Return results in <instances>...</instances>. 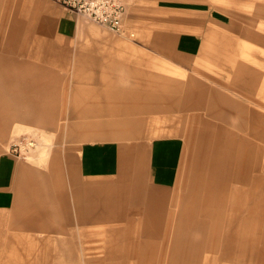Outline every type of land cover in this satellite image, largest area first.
<instances>
[{"label": "rangeland", "instance_id": "374dc122", "mask_svg": "<svg viewBox=\"0 0 264 264\" xmlns=\"http://www.w3.org/2000/svg\"><path fill=\"white\" fill-rule=\"evenodd\" d=\"M187 2H193V5ZM127 4L125 34L112 33L90 23L87 36L83 35L72 44L67 64L60 66L55 59L45 62L60 73L57 76L54 72L48 86L44 77H37L36 95L4 96L7 90L2 86L7 82L0 81V103L10 104H3L0 109V155L6 152L17 155L12 149L19 145L17 156L40 169L42 177H53L55 181L59 177L53 164L55 152L63 150L70 153L72 150L76 154L86 142L102 140V130L116 134L119 130L113 129L110 123L120 116L130 118L132 124L125 127L126 132L121 138L128 137V133L138 131L141 134L145 130L148 141L161 137L180 139L185 147L179 181L167 189L157 188L146 179L140 185L121 177L94 181L90 184L104 190L113 186L140 190L138 196L143 197L141 201L129 203L128 200L124 208L119 209V215H123L120 220L122 227L128 225L124 220L126 216L138 223L127 234L128 244L123 236L108 232L113 222L109 228L87 230L80 228L82 222L77 218L73 230L62 231L66 234L48 231L27 234L25 239L0 242V264H141L136 256L137 240L148 227L162 226L165 230L171 219L169 212L177 211V205L204 200L207 194L204 190L198 192L197 185L199 176L204 173L201 155L209 152L212 160L208 165L211 168L217 162L218 154L223 152L226 155V142V146L219 142L229 137L237 141L238 151L246 149L244 168L253 157L251 183L243 189L253 192L257 186L258 198L264 195V143L254 138L250 131L240 130L244 122L234 108L238 105L250 110L244 113L248 120L252 111L264 116V0H127ZM188 7L206 12L208 32L201 37L208 43V50L193 58H182L174 54L168 40H163L156 48L158 40L155 34L169 29L172 22L180 17L174 10ZM198 16L193 14L188 18L198 19ZM258 37L263 41H257ZM54 42L56 39L51 37L49 43ZM57 43V46H52L57 48L52 52L59 54L58 58L64 57L65 54H61L63 44ZM44 47L40 45V50ZM82 55L81 63L78 57ZM80 67L87 69L84 75L77 74ZM116 82L121 90L108 93L107 88ZM138 93H145L143 96L146 97L141 99L137 97ZM45 104L52 109L46 111ZM113 107L126 114L102 112L104 108ZM230 108L233 113L227 114L225 111ZM224 115H228V123H224ZM220 125L227 126L228 130ZM247 139L252 140L253 145L239 144ZM249 149L254 150L256 156L251 157ZM226 164L229 169L230 164ZM228 172L225 176L229 178ZM71 179L77 181L78 177L66 174V180ZM238 186L227 180L229 193ZM231 195L232 199L239 197L238 193ZM254 203L255 200L251 205ZM116 212L114 210L113 215ZM75 215L79 216L78 213ZM257 216L260 217V213ZM157 221L159 224H152ZM184 226L174 225L176 245L172 249L178 258L176 264H244L249 259H252V264H264V257L258 253L262 248L264 250L263 242L255 254L258 257L251 252L243 256H225L222 250L225 251L226 246L214 255L210 254L215 251L214 243L208 239V245L203 247L197 231L190 229V235L185 234ZM166 244L161 243L160 254H168ZM201 251L208 252L211 260L194 259L199 258ZM185 255L188 261H183Z\"/></svg>", "mask_w": 264, "mask_h": 264}, {"label": "crops", "instance_id": "0c3cea01", "mask_svg": "<svg viewBox=\"0 0 264 264\" xmlns=\"http://www.w3.org/2000/svg\"><path fill=\"white\" fill-rule=\"evenodd\" d=\"M189 4L193 5V2ZM174 12L180 17L172 22L169 29L155 34L158 40L156 48L159 43H163V40H168L177 57L193 58L207 51L208 43H205L201 37L208 32V17L204 15L206 12H200L193 7L178 8ZM193 14L199 15V18L189 19L188 16L193 17ZM90 23L93 24L87 18L75 15L52 0H0V81L7 82L2 86L7 90L3 95L23 94L31 97L36 95L38 92L36 79L39 76L47 80L46 84L51 83L54 72L57 76L60 72L51 69L50 64L46 65L45 62L55 59L60 62V66L67 64L72 52V44H75L77 39L83 38V35L87 36ZM174 23H176L175 28ZM51 37L55 38L56 42L50 44ZM59 41L63 44L61 54L63 56L65 54L60 58H58L59 54L52 52V49H57L52 46H57ZM257 41L263 40L258 37ZM40 45L45 46L42 51ZM36 47L39 49L36 50ZM39 56L43 58L40 59ZM78 59L82 63L83 55ZM85 70L87 69L80 67L77 69V74L84 75ZM111 86L106 90L108 93L121 90L117 82ZM247 90L245 89V92H248ZM143 95L145 93H138L137 97L144 99L146 96ZM45 101L42 102L46 103ZM3 104L0 103V109ZM4 105L10 106L7 102ZM234 108L244 122L243 126L239 127L240 130L250 131L254 138L264 143V116L252 111L248 120L244 117V113L247 114L251 112L250 110L238 105ZM44 109L50 111L52 108L47 105ZM86 112L89 115L87 110ZM102 112L126 114L122 109L114 107L104 108ZM225 112L233 113L231 108ZM82 114L85 115L83 112ZM224 116V123H228V115ZM110 125L113 129L119 130L116 132L117 135L102 130V140L86 142L76 154L72 150L70 153H65L63 150L55 152L56 159L53 164L56 165V173L59 174L55 181L53 177H42L43 172L31 162L24 160L25 158L7 152L0 155V242L25 239L28 237L27 234H41L48 231L66 234L67 232L62 231L73 230L79 218L82 222L80 228L87 230L109 228L110 222H113L108 232L123 236L128 244L127 234L131 232V228H136L138 223L133 222V219H127L126 216L124 220L128 221V225L122 227L120 220L123 215H119V209L124 208L128 200L129 203L141 201L143 197L138 196L140 190L116 186L104 190L90 183L121 177L130 180L132 184L140 185L142 180L146 179L157 188L174 187L180 178L179 170L185 145L175 137H161L148 141L145 130L141 134L134 131L133 134L128 133V137L121 138L124 136L122 133L126 132L125 127L132 125L130 118L119 116L112 119ZM220 127L228 130L227 126L220 125ZM227 134L228 132L225 138ZM233 137L236 139L235 136ZM235 141L229 137L226 141L219 142L223 146L227 144V152L226 155L223 152L218 154L215 158L217 162L211 168L208 165L212 160L209 152L201 155L203 161L201 170L204 171L203 174L209 176L205 177L203 174L199 176L197 185L198 192L204 190L206 197L199 202L196 200V203L177 205L176 214L174 211L169 212L171 219L169 218L165 230L162 226H152L144 231L143 236L148 239L142 236L136 243L138 246L136 256L140 258L141 264H176L178 258L172 249L176 245L174 225L184 224V233L190 235V229H195L203 247L205 244L208 245V239L214 243L215 251L210 254L217 255L223 246H226V250H222L225 256H243L248 255L249 252L251 255L257 254L261 242L264 244V195L258 198L257 186L254 187L253 192L243 189L251 183L250 170L254 166L252 156H256V152L249 149L251 163L244 168L246 159L243 154L246 149L238 151ZM239 144L246 146V144L253 145V142L247 139L241 140ZM227 162L230 164L229 169L225 167ZM245 169L248 172L246 174H244ZM227 170L230 172H228L229 178L225 176ZM68 173L70 176L71 174L77 176L78 180H66ZM227 180L239 185L235 190H231V193L228 191ZM233 193H238L239 197L232 199ZM254 200L256 203L251 205ZM114 210L119 216L113 215ZM109 211H112L110 216ZM77 213L78 217L75 215ZM258 213L260 217L257 216ZM154 223L159 224V221L152 222ZM164 240L168 247L167 255L159 253L161 243H165ZM207 253L201 251L199 258L194 259L211 260ZM258 253L264 257L263 248ZM188 260L185 255L183 261ZM251 262L252 259H249L244 264H252Z\"/></svg>", "mask_w": 264, "mask_h": 264}, {"label": "built area", "instance_id": "2783aa9c", "mask_svg": "<svg viewBox=\"0 0 264 264\" xmlns=\"http://www.w3.org/2000/svg\"><path fill=\"white\" fill-rule=\"evenodd\" d=\"M64 6L79 17H85L96 25H100L112 33L124 35L125 17L127 13L126 0H52ZM134 36V35H131ZM12 151L20 153L19 145ZM16 155V156H17Z\"/></svg>", "mask_w": 264, "mask_h": 264}]
</instances>
